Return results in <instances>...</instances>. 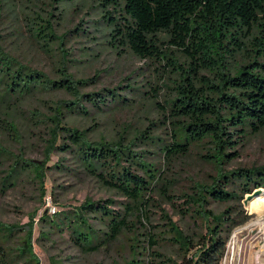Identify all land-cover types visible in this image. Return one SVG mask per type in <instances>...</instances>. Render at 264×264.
I'll return each instance as SVG.
<instances>
[{"label": "trees", "instance_id": "trees-1", "mask_svg": "<svg viewBox=\"0 0 264 264\" xmlns=\"http://www.w3.org/2000/svg\"><path fill=\"white\" fill-rule=\"evenodd\" d=\"M64 2L68 0H61ZM108 7L118 14L104 16L111 29L108 45L118 54L128 50L140 60L151 61L161 78L175 85L176 99L168 102L171 139L166 143L156 135L147 136L142 146L136 144L140 139L137 136L91 140L90 129L69 126L67 117L89 116L82 102L104 113L129 106V100L119 89L82 96L79 89L90 79L77 80L62 71V78L53 80L10 54L0 36V110L48 92L76 96V102H59L56 116L48 118L56 122L50 131L48 161L53 153L70 155L86 174L129 201L123 211L112 209L116 202L107 200L88 201L58 216L44 214L37 240L67 233L80 252L95 254L126 237L132 259L125 264L171 263L154 250L160 247L154 236L147 234L139 240L130 218L142 209L147 212V196L155 184L166 181L149 162L150 147L158 146L168 161L202 148L201 157L217 169V177L208 189L198 185L194 197L186 196V205L187 210L199 213L206 232L196 242L182 239L179 228L170 220L168 226L172 240L185 251L181 264H222L233 230L248 220L242 202L254 191L264 189V166L234 171L224 168L240 157L248 138L264 132V0H122L120 4L112 1ZM29 31L44 47L59 40L53 23L41 17L34 19ZM163 45L167 50H162ZM182 57L184 62L180 61ZM5 115L6 120L0 119L3 129L19 140L18 125L9 113ZM136 146L145 150L137 152L133 150ZM6 154L0 147V171L6 174L0 192L14 189L23 176L36 169L46 194L45 169H51L47 161L46 167L24 162L7 166L8 159H3ZM56 168L66 169L61 162ZM211 202H232L237 207H229L217 217L208 210ZM34 235L35 221L31 217L18 226L0 222V264H40Z\"/></svg>", "mask_w": 264, "mask_h": 264}, {"label": "rangeland", "instance_id": "rangeland-1", "mask_svg": "<svg viewBox=\"0 0 264 264\" xmlns=\"http://www.w3.org/2000/svg\"><path fill=\"white\" fill-rule=\"evenodd\" d=\"M112 1L122 2L0 0L1 41L10 54L53 80L59 81L62 71L69 72L77 80L90 79L86 87L79 89L82 96L119 89L118 92L129 100V106L98 113L88 103L82 102L90 115L67 117L69 126L83 131L90 129L91 140L102 138L112 141L137 136L140 139L136 140V144L142 146L145 137L156 135L168 143L172 134L167 120L170 112L168 102L176 99L175 85L171 80L164 81L151 61L140 60L128 50L118 54L108 45L111 29L104 16L110 13L118 15L108 7ZM37 17L50 20L54 25V34L59 40H53L49 47L31 37L30 24ZM162 47V50H167V45ZM47 48L49 51H46ZM180 61L184 62V58ZM62 101L78 100L64 91L48 92L22 100L17 107L6 105L0 110V119L6 120L5 113H9L20 131L17 140L8 135L0 122V147L7 153L3 158L8 159L7 166L24 162L46 167L47 161V167L51 168L47 172L45 169L46 194L36 169L23 176L14 189L6 194L0 192V222L18 226L28 223L30 217L35 221L34 250L40 264H125L132 259L128 247L130 242L126 237L95 254L80 252L67 233L52 235L49 240H37L42 227L39 220L44 214L51 216L50 206L57 209L58 216L88 201L113 200L116 204L111 208L120 211L124 210L125 204H129L126 198L81 170L70 155L53 153L48 161L47 146L52 139L50 131L56 125L48 118L56 116L55 110ZM63 112L66 113L65 110ZM41 120V124L37 123ZM245 143L240 149V157L224 167L226 171L264 166V132L248 138ZM133 150L141 152L145 148L136 146ZM149 150V162L162 172L166 181L155 184L147 196V212L142 209L130 221L140 241L147 234L160 241V247L154 250L172 260L167 264H181L185 251L172 240L168 222L170 220L179 228L182 239L199 241L206 232L204 222L195 209L187 210L186 196L194 197L198 185L210 188L217 177V169L201 157L202 148L173 161L165 159L158 146ZM59 162L66 169H57ZM5 176V171H0V183ZM247 197L242 206L248 220L233 230L222 264H264V209L257 210L256 201L247 204ZM229 207L234 209L237 204L211 202L208 210L219 217Z\"/></svg>", "mask_w": 264, "mask_h": 264}, {"label": "bare ground", "instance_id": "bare-ground-1", "mask_svg": "<svg viewBox=\"0 0 264 264\" xmlns=\"http://www.w3.org/2000/svg\"><path fill=\"white\" fill-rule=\"evenodd\" d=\"M255 195H249L247 198H253L251 202L253 201H256V204H255V208L257 210H260L262 211L264 209V190L260 189V190H257L255 193ZM256 194H261L260 196H257ZM254 209V208H253ZM255 209V210H256ZM261 262V261H260Z\"/></svg>", "mask_w": 264, "mask_h": 264}, {"label": "built area", "instance_id": "built-area-1", "mask_svg": "<svg viewBox=\"0 0 264 264\" xmlns=\"http://www.w3.org/2000/svg\"><path fill=\"white\" fill-rule=\"evenodd\" d=\"M50 211H51V215H56L57 214V209L53 208L52 206H50Z\"/></svg>", "mask_w": 264, "mask_h": 264}, {"label": "water", "instance_id": "water-1", "mask_svg": "<svg viewBox=\"0 0 264 264\" xmlns=\"http://www.w3.org/2000/svg\"><path fill=\"white\" fill-rule=\"evenodd\" d=\"M255 192V191H254ZM253 192V193H254ZM253 195H255V194H253ZM257 196H260L261 194H256ZM253 198H246V203L248 204L251 200H252Z\"/></svg>", "mask_w": 264, "mask_h": 264}]
</instances>
